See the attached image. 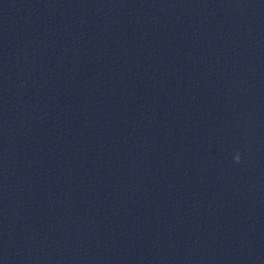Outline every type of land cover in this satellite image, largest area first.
<instances>
[{
  "label": "water",
  "instance_id": "water-1",
  "mask_svg": "<svg viewBox=\"0 0 264 264\" xmlns=\"http://www.w3.org/2000/svg\"><path fill=\"white\" fill-rule=\"evenodd\" d=\"M0 264H264V0H0Z\"/></svg>",
  "mask_w": 264,
  "mask_h": 264
},
{
  "label": "clouds",
  "instance_id": "clouds-1",
  "mask_svg": "<svg viewBox=\"0 0 264 264\" xmlns=\"http://www.w3.org/2000/svg\"><path fill=\"white\" fill-rule=\"evenodd\" d=\"M237 160H239V157L237 158Z\"/></svg>",
  "mask_w": 264,
  "mask_h": 264
}]
</instances>
